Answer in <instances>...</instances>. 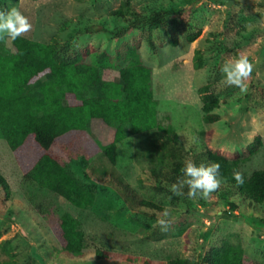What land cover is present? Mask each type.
I'll list each match as a JSON object with an SVG mask.
<instances>
[{
    "label": "rangeland",
    "instance_id": "374dc122",
    "mask_svg": "<svg viewBox=\"0 0 264 264\" xmlns=\"http://www.w3.org/2000/svg\"><path fill=\"white\" fill-rule=\"evenodd\" d=\"M122 1L17 0L8 10L19 9L32 28L14 41L48 42L58 35L71 41L72 51H106L117 67L126 64L127 50L133 47L151 67L161 124L170 125L190 151L235 153L259 138L258 151L240 167L247 174L264 167V0H130L142 14L175 6L190 13L150 30L141 24L117 38L104 30L125 24L126 19L111 14ZM195 31L198 35L187 40L186 34ZM196 47L204 54L199 68L192 62ZM241 53L254 65L246 94L226 86L221 72L226 60ZM207 82L215 85L219 99L214 109L218 118L212 122L202 118L199 87ZM66 100L79 101L70 94ZM81 102L90 108V128L58 136L48 151L65 161L86 187L95 186L96 200L87 209L32 182L26 171L43 149L32 134L13 148L0 128V173L9 184L8 196L0 190V264H166L174 257L197 259L222 240L240 243L247 264H264V203L254 204L234 190L229 199L238 207L231 209L218 191L203 203L172 195L168 189L175 179L165 178L162 187L156 186L150 173L156 130L128 134L118 142L116 162H110L102 146L112 138L113 128L98 114L95 97ZM193 136L197 143H192ZM120 180L158 207L131 205L121 193ZM164 210L170 213L167 231L156 226ZM63 212L79 219L75 236L81 242L83 235L80 253L64 248L59 228ZM6 241L9 253L3 247Z\"/></svg>",
    "mask_w": 264,
    "mask_h": 264
},
{
    "label": "trees",
    "instance_id": "16d2710c",
    "mask_svg": "<svg viewBox=\"0 0 264 264\" xmlns=\"http://www.w3.org/2000/svg\"><path fill=\"white\" fill-rule=\"evenodd\" d=\"M15 1L0 0V11H7ZM189 13V10L175 6L169 9L153 8L150 13L142 14L133 7L130 0H123L117 8L111 10V14L126 19L125 24L104 31L118 38L141 24L150 30L169 25L176 16L187 18ZM198 33L188 32L187 40L192 41ZM14 42H0V128L13 148L22 143L27 134H32L43 149L26 171V176L41 188L56 193L81 209L90 208L94 204L95 186L86 187L82 184L67 163L52 155L48 149L58 136L71 130L90 128V108L81 100L95 97L98 114L113 128L112 138L102 146L110 162H116L118 142L128 134L156 130L158 143L153 151L150 168L156 186L162 187L165 178L177 182L188 160L198 165L218 162L222 178L218 193L231 209L238 207L236 202L229 199L234 190L254 204L264 203V167L255 168L248 174L240 167L258 151L259 138L243 151L235 153L212 148L200 152L190 151L170 125L161 124L157 114L158 102L153 96L151 67L142 62L133 47L127 50L126 64L117 67L106 51L86 48L75 52L69 46L71 41L61 40L58 35H54L48 42L27 39ZM86 55H89V60H86ZM203 57L201 48L196 47L192 61L194 68L203 65ZM67 94L79 101L68 102ZM199 94L203 120H217L218 115L214 109L219 106V99L215 85L204 83L199 87ZM234 169L243 172L245 182L242 185H237L233 179ZM118 186L131 205L158 207L155 202L138 196L128 183L120 180ZM0 190L8 196L9 184L2 173ZM201 202L204 203V200L201 199ZM79 225V219L71 213L61 214L59 228L66 241L64 248L72 253H80L82 248L83 235H80L81 242L75 236H79ZM3 247L8 249L7 252L10 251L8 241ZM166 264L247 262L245 249L240 243L222 240L212 244L197 259L174 257L168 259Z\"/></svg>",
    "mask_w": 264,
    "mask_h": 264
},
{
    "label": "clouds",
    "instance_id": "9594fccd",
    "mask_svg": "<svg viewBox=\"0 0 264 264\" xmlns=\"http://www.w3.org/2000/svg\"><path fill=\"white\" fill-rule=\"evenodd\" d=\"M31 28L29 19L19 9L13 7L8 11H0V42L14 41L28 33ZM253 70L254 65L249 57L243 53L238 54L226 60L221 68L224 84L229 87H236L241 94H246L248 91L247 81L252 76ZM197 142L198 138L193 136L192 143ZM219 169L220 164L218 162L198 165L194 161L188 160L181 169V178L172 183L168 190L174 196L186 195L190 199L207 200L221 186L222 178ZM232 176L237 185H242L245 182L244 174L240 170L234 169ZM156 226L161 231L169 229L171 221L168 210H164L157 218ZM93 256L88 258L89 261Z\"/></svg>",
    "mask_w": 264,
    "mask_h": 264
}]
</instances>
